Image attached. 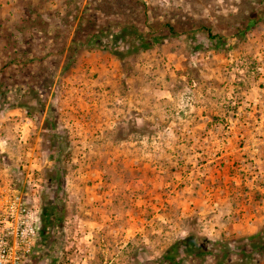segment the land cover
Wrapping results in <instances>:
<instances>
[{
    "label": "rangeland",
    "instance_id": "374dc122",
    "mask_svg": "<svg viewBox=\"0 0 264 264\" xmlns=\"http://www.w3.org/2000/svg\"><path fill=\"white\" fill-rule=\"evenodd\" d=\"M4 183L40 214L22 264H152L189 234L253 233L264 0H0Z\"/></svg>",
    "mask_w": 264,
    "mask_h": 264
},
{
    "label": "trees",
    "instance_id": "16d2710c",
    "mask_svg": "<svg viewBox=\"0 0 264 264\" xmlns=\"http://www.w3.org/2000/svg\"><path fill=\"white\" fill-rule=\"evenodd\" d=\"M52 113L53 109H49L47 120L51 130L55 127ZM54 208V205L43 207L41 219L46 221L47 213L55 214ZM187 258H202L208 264H259L264 259V224L253 233L231 238L189 234L175 240L152 264H182Z\"/></svg>",
    "mask_w": 264,
    "mask_h": 264
},
{
    "label": "built area",
    "instance_id": "2783aa9c",
    "mask_svg": "<svg viewBox=\"0 0 264 264\" xmlns=\"http://www.w3.org/2000/svg\"><path fill=\"white\" fill-rule=\"evenodd\" d=\"M39 219L33 200L19 187L0 185V264H22L29 258L36 246Z\"/></svg>",
    "mask_w": 264,
    "mask_h": 264
}]
</instances>
